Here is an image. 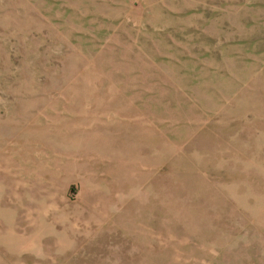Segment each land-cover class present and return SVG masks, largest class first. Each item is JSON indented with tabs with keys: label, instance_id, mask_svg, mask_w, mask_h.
<instances>
[{
	"label": "rangeland",
	"instance_id": "rangeland-1",
	"mask_svg": "<svg viewBox=\"0 0 264 264\" xmlns=\"http://www.w3.org/2000/svg\"><path fill=\"white\" fill-rule=\"evenodd\" d=\"M0 264H264V0H0Z\"/></svg>",
	"mask_w": 264,
	"mask_h": 264
}]
</instances>
